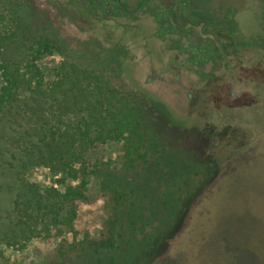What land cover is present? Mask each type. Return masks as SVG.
I'll return each mask as SVG.
<instances>
[{
    "label": "rangeland",
    "instance_id": "rangeland-1",
    "mask_svg": "<svg viewBox=\"0 0 264 264\" xmlns=\"http://www.w3.org/2000/svg\"><path fill=\"white\" fill-rule=\"evenodd\" d=\"M136 1L123 0L130 10ZM180 1L163 0V29L161 0L134 14L103 0H0V9L25 8L33 29L58 42L61 54L39 62L46 78L61 57L97 69L138 101L143 98L150 106L146 119L169 145L195 154L189 160L220 154L222 162L185 199L149 264H264V0ZM229 9L242 17L235 18L241 38L233 48L203 25ZM185 30L198 42L185 38ZM235 132L241 146L232 140L231 149L218 152L221 137ZM4 146L0 133V225L16 191ZM120 148L105 144L95 156L115 158ZM25 178L44 187L54 181L42 167L28 169ZM86 194L74 222L76 240L105 231L97 181ZM54 252L53 241L34 239L21 253L6 249L0 264H51Z\"/></svg>",
    "mask_w": 264,
    "mask_h": 264
},
{
    "label": "trees",
    "instance_id": "trees-1",
    "mask_svg": "<svg viewBox=\"0 0 264 264\" xmlns=\"http://www.w3.org/2000/svg\"><path fill=\"white\" fill-rule=\"evenodd\" d=\"M13 6L0 9V133L16 185L0 225V260L6 249L21 253L32 240L47 239L55 245L51 264H149L220 154L189 160L195 154L169 145L146 119L147 102L97 69L61 57L46 78L39 62L61 47L33 29L25 8ZM233 135L222 136L216 150L239 144ZM111 143L120 144L118 156H95ZM40 167L52 173V184L25 178ZM92 181L105 201V231L76 240L74 222Z\"/></svg>",
    "mask_w": 264,
    "mask_h": 264
},
{
    "label": "flooded vegetation",
    "instance_id": "flooded-vegetation-1",
    "mask_svg": "<svg viewBox=\"0 0 264 264\" xmlns=\"http://www.w3.org/2000/svg\"><path fill=\"white\" fill-rule=\"evenodd\" d=\"M108 2L112 7H117L118 9H121L124 13L134 14L136 12H140L141 10L145 9L151 0H137L135 3L134 10H130L127 7V4L123 2V0H103ZM188 0H181L180 5H185V3ZM161 11L159 13V19L158 22L160 26H162L163 29V0L160 2ZM257 10V9H256ZM258 11H256V18L258 19ZM260 12V11H259ZM236 16H240L241 14H238L237 10H228L226 14L219 17L217 20H214L212 22H204V26H210L214 27L216 30L214 33V36L218 39H221L225 46H228L229 48H233L235 44V38H241L238 32V24L239 22L235 20ZM242 20V17H241ZM103 21V20H102ZM185 38H191L190 40L194 43H197V39H193V34L191 30H185L182 31ZM240 33H242L240 31ZM255 37H258V35H255ZM143 99V98H142ZM249 103H252L251 101Z\"/></svg>",
    "mask_w": 264,
    "mask_h": 264
}]
</instances>
